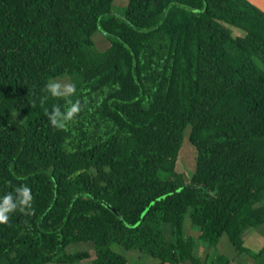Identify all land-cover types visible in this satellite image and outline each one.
<instances>
[{"label": "trees", "instance_id": "16d2710c", "mask_svg": "<svg viewBox=\"0 0 264 264\" xmlns=\"http://www.w3.org/2000/svg\"><path fill=\"white\" fill-rule=\"evenodd\" d=\"M114 1L0 0V195L32 196L0 223V264H129L114 244L159 264H264L243 242L264 225V14ZM63 76L81 111L59 130L45 111L63 100L40 98Z\"/></svg>", "mask_w": 264, "mask_h": 264}, {"label": "clouds", "instance_id": "9594fccd", "mask_svg": "<svg viewBox=\"0 0 264 264\" xmlns=\"http://www.w3.org/2000/svg\"><path fill=\"white\" fill-rule=\"evenodd\" d=\"M45 95L40 98L44 104L49 98H60L63 104H53L50 110L45 111L49 125L55 129L64 130L69 122L73 121L81 111L80 101L71 99L75 88L62 86L56 80H49L44 85ZM31 190L26 184L14 187L11 192L0 195V223L7 222L9 214L31 208Z\"/></svg>", "mask_w": 264, "mask_h": 264}, {"label": "rangeland", "instance_id": "374dc122", "mask_svg": "<svg viewBox=\"0 0 264 264\" xmlns=\"http://www.w3.org/2000/svg\"><path fill=\"white\" fill-rule=\"evenodd\" d=\"M127 2H128V0H115L113 3V9H112L113 12H115V13L121 12L122 9L127 4ZM232 34H233V36H238V35H241L242 32H240L236 29H232ZM95 40H96V45L99 49H104L108 46V42L103 38V36L97 35ZM65 77L66 76L58 78V79H56V81L58 83H60L62 86L73 87V85L70 83L69 78H65ZM62 78H65V79H62ZM16 115H18V114L12 112L10 114V117L12 119H15ZM16 120L21 121V119H19V117H16ZM195 162H196L195 148L189 143L188 139L186 138L181 145L179 158H178V161L176 164V172L183 173L188 178L189 174L194 169ZM185 233L187 235H192V236H196V234H197L196 231L190 229L189 223H187L185 225ZM248 233H249V231L246 232L244 237L246 235H248ZM75 246L79 247V249H84L86 247L85 244H78ZM244 246L246 248H248L249 250L254 251V247L251 246L248 241L247 242L245 241ZM111 248L113 251L124 255L128 259L129 264H159L158 260L153 259L150 256L140 254L137 252H133V251H125L116 244L111 245ZM73 251H74L73 247L68 249V252H73ZM50 264H55V263H50ZM82 264H91V262H86V263H82ZM233 264H236V262H233Z\"/></svg>", "mask_w": 264, "mask_h": 264}, {"label": "crops", "instance_id": "0c3cea01", "mask_svg": "<svg viewBox=\"0 0 264 264\" xmlns=\"http://www.w3.org/2000/svg\"><path fill=\"white\" fill-rule=\"evenodd\" d=\"M248 231V235L243 236V242L248 241L254 247V252H259L264 248V225Z\"/></svg>", "mask_w": 264, "mask_h": 264}, {"label": "water", "instance_id": "95a60500", "mask_svg": "<svg viewBox=\"0 0 264 264\" xmlns=\"http://www.w3.org/2000/svg\"><path fill=\"white\" fill-rule=\"evenodd\" d=\"M246 1L264 14V0H246Z\"/></svg>", "mask_w": 264, "mask_h": 264}]
</instances>
